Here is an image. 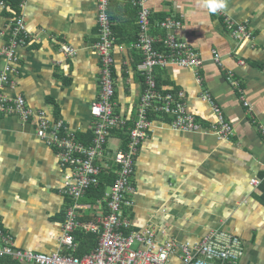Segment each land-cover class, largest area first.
<instances>
[{
	"label": "crops",
	"instance_id": "obj_1",
	"mask_svg": "<svg viewBox=\"0 0 264 264\" xmlns=\"http://www.w3.org/2000/svg\"><path fill=\"white\" fill-rule=\"evenodd\" d=\"M0 2V48L15 14L22 15L30 33L25 45L15 47L17 60L10 65L16 71H8L3 93L22 95L31 108L47 114L50 124L61 123L63 139L79 141L77 135L86 134L90 143L100 122L92 106L105 93L104 54L96 46L97 0ZM147 5L156 36L173 34L199 54L202 63L194 70L169 64L154 74L159 92L184 94L186 112L200 128L176 130L170 125L173 116L148 112L151 127L132 156L131 186L125 195L130 205L121 206L132 223L127 231L151 222L158 240L193 243L212 229L224 228L243 242L237 264H264V138L258 130V124L264 125V0H148ZM109 12L115 38V123L108 127L106 147L112 154L122 150L121 137H130L146 84L137 69L144 56L131 46L137 39L138 8L130 0H111ZM226 19L245 24L250 36L233 35ZM168 20L177 23L169 30L160 25ZM63 44L74 48L73 56L61 50ZM5 59L0 56V70ZM204 89L233 127L228 140H220L211 129L217 114L202 98ZM36 126L15 114L0 116V222L17 247L53 253L60 250L70 199L60 191L64 170L58 148ZM116 178L110 170L98 174L99 183H111L109 187ZM253 179L260 184L255 186ZM98 185L81 199L88 209L79 218L99 225L95 211L103 215L109 209L104 193L92 192ZM74 231L99 236L93 230ZM179 260L171 258L173 264Z\"/></svg>",
	"mask_w": 264,
	"mask_h": 264
},
{
	"label": "built area",
	"instance_id": "obj_2",
	"mask_svg": "<svg viewBox=\"0 0 264 264\" xmlns=\"http://www.w3.org/2000/svg\"><path fill=\"white\" fill-rule=\"evenodd\" d=\"M130 2L138 8L137 39L131 46L144 56L137 69L144 78L146 89L137 108L138 119L130 132L126 150L118 149L112 154L106 147L110 135L108 127L115 123L112 119L114 94L111 65L114 60L111 51L115 38L114 23L109 12L111 0H97L100 42L96 46L104 54L101 70L105 93L103 98L92 106L91 113L100 122L95 134L93 130L94 137L88 144L73 139H63L59 135L61 123L50 124L47 114L42 110L35 111L31 108L22 95L9 97L3 93V88L10 81L8 71L9 74L16 71V68L10 65L17 60L15 47L17 44L25 45L26 38L30 37L20 13L9 19V37L0 48V56L6 58L5 65L0 70V116L15 114L23 122L35 123L38 134L47 142L57 146L59 165L64 170L60 191L63 196L70 199V205L66 208L62 235L59 238L60 250L42 253L19 248L12 234L0 225V256H8L21 264H173L171 261L173 256L179 257L178 264H237L241 258L244 248L241 238L224 228L212 229L193 243L181 242L173 238L160 241L157 239V227L151 222L127 231L132 223L125 217L121 206L130 205L125 195L130 191V178L133 173L132 156L151 127L152 121L148 118V112L173 116L170 125L176 130L192 132L200 128L195 117L186 112L183 93L174 97L157 90L154 70L169 64L194 70L202 63L199 54L186 41L170 33L159 38L151 31V9L147 5L148 0H130ZM0 4L4 7L2 2ZM175 24L177 23L173 20L160 23L161 27L167 30ZM225 24L236 37L250 36L245 24H235L230 19H226ZM158 44H161V48L157 47ZM61 50L70 56L75 53L74 48L66 44H63ZM215 60L221 65L217 54ZM232 75L230 73V76ZM232 83L237 85L236 81ZM201 96L211 104L217 114L216 126L211 129L220 140H228L233 135V127L225 120L206 89L202 91ZM106 121L109 123L106 124ZM112 128L114 127L110 129ZM258 130L264 138V125L258 124ZM103 170L112 171L117 178L104 193L109 210L103 215L95 211L100 216L98 225L79 217L88 209L81 199L92 185L99 184L98 174ZM252 183L256 186L260 184V180L253 179ZM76 229L93 230L100 234L95 249L81 257L74 255L77 242L72 232Z\"/></svg>",
	"mask_w": 264,
	"mask_h": 264
},
{
	"label": "trees",
	"instance_id": "obj_3",
	"mask_svg": "<svg viewBox=\"0 0 264 264\" xmlns=\"http://www.w3.org/2000/svg\"><path fill=\"white\" fill-rule=\"evenodd\" d=\"M109 7H110V5H109ZM15 11H17V9H15ZM112 132H114V129L111 131V133ZM77 136H78L79 141H83L84 143H87L85 140L87 139L88 135L86 136V134H81V135H77ZM121 138H122L121 149L126 150L129 139H127L126 136H123ZM106 181L108 182L109 180L107 179ZM104 184H106V185H104ZM109 184H111V183H109ZM109 184L101 182V183H99V185L97 187L98 188L96 190L97 192H94V191H92V192L95 194L105 193L106 188ZM103 189H104V191H103ZM72 233L74 235V240H76L78 242V246H77L76 251L74 253L75 256L81 257L83 255H86V254L92 252L95 249V247L97 246V243L99 240L98 235L86 234L82 231H73ZM0 264H21V263L15 262L10 257L5 256V257H0Z\"/></svg>",
	"mask_w": 264,
	"mask_h": 264
},
{
	"label": "clouds",
	"instance_id": "obj_4",
	"mask_svg": "<svg viewBox=\"0 0 264 264\" xmlns=\"http://www.w3.org/2000/svg\"><path fill=\"white\" fill-rule=\"evenodd\" d=\"M144 138H145V137H144ZM144 138H143V139H144ZM143 139H142V140H143ZM130 182H131V181H130ZM130 186H131V184H130ZM108 189H109V186H108L107 190H108ZM107 190H106V191H107ZM106 191H105V192H106ZM0 221H1V220H0ZM0 225H1V227L4 229V227H3L2 224H1V222H0ZM4 230H5V229H4ZM81 230H82V229H81ZM84 231H85V230H84ZM9 233H10V232H9ZM99 236H100V234H99ZM13 238H14V237H13ZM14 241H15V240H14ZM16 246H17V245H16ZM22 249H23V248H22Z\"/></svg>",
	"mask_w": 264,
	"mask_h": 264
}]
</instances>
